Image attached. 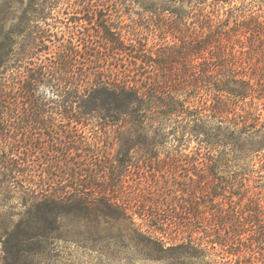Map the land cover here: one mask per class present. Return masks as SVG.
Masks as SVG:
<instances>
[{
    "label": "trees",
    "instance_id": "16d2710c",
    "mask_svg": "<svg viewBox=\"0 0 264 264\" xmlns=\"http://www.w3.org/2000/svg\"><path fill=\"white\" fill-rule=\"evenodd\" d=\"M233 2L203 0L190 3L187 11L170 10L167 25L173 42L156 51L137 43L131 47L125 45L114 31L99 23L103 39L112 44L107 57L115 63L105 67L98 62L94 82L87 90L86 99L90 102L84 104L86 109L79 117L70 119L78 123L83 114L94 113L106 127L116 129L127 123L128 131L136 132L144 142L149 140L145 143L146 157L158 159V163L162 159L155 153L156 147L177 131L180 138L196 137L207 145L229 148L235 156L245 149L264 148L263 114L258 112L260 107L255 101L264 98V11L255 13L248 5L238 6ZM23 3L24 0H0L3 70L9 69L17 37H25L27 45H36L41 40L33 34L34 26L29 21L39 22L49 17L43 8L27 3L19 9L22 24L15 31L6 28L7 21L12 19L13 5ZM28 12L36 15L30 19ZM201 52L204 60L195 61V55ZM29 54H33L30 48L25 52ZM74 54L82 57L81 53L74 51ZM101 58L103 51L97 50L94 59ZM176 63L182 66L176 67ZM60 67L66 69L67 64L60 63ZM22 88L29 93L32 90L30 85ZM7 92L0 88V98L7 97ZM248 98H251L249 102ZM244 103L247 107L240 109ZM254 128L261 140L248 144L242 141L241 137ZM0 129L3 138L6 129ZM95 141L87 142L88 149L83 146V139L77 141L78 145L66 148L67 153L57 149L59 157L52 162L60 174L56 177L48 171L41 185L31 182L24 197V209L6 212L14 220L7 226L3 224L0 264H75L67 257L70 254L65 250L67 242L111 256L120 247L131 246L148 259L168 258L172 264H215L217 260L212 255L218 254L193 239L192 231L187 239L167 235H171L167 230L176 225L173 220L177 211L161 201L164 191L160 187L153 186L154 192H147L148 195L139 191L134 195L119 194L111 190L117 184L123 186L121 179L113 177V171L101 172L99 163L93 164L98 173L93 167L86 169L84 161L90 157L101 161V145ZM124 145L119 153L126 160L129 145ZM67 157L77 160L72 162L74 167L62 169L59 165ZM13 160L17 165H13L6 179L22 171L20 163ZM98 179L102 183L96 182ZM227 223L219 220L205 224L206 229L218 233L216 239L210 240L211 248H215L216 242L223 246L240 242L235 231L241 220ZM223 224L227 225L225 234L220 231ZM255 230L264 239V226L259 225Z\"/></svg>",
    "mask_w": 264,
    "mask_h": 264
},
{
    "label": "rangeland",
    "instance_id": "374dc122",
    "mask_svg": "<svg viewBox=\"0 0 264 264\" xmlns=\"http://www.w3.org/2000/svg\"><path fill=\"white\" fill-rule=\"evenodd\" d=\"M202 1L24 0L22 5H13L12 19L5 26L14 31L22 24L18 18L19 9L27 3L31 7L43 8L49 17L39 22L29 21L30 26H34L33 34L40 36L41 40L36 45H27L25 37H17L9 69L0 67V88L8 91L7 97L0 98V112L3 113L0 127L6 129L4 133L8 137L7 140L5 136L0 137V236L3 224L7 226L14 220L6 212L24 209V197L28 195L30 183L41 185L48 171L54 172L56 177L60 174L52 162L59 157L55 151L60 149L67 153L66 148L78 145L80 139L85 141L83 146L88 149L87 142L96 140L101 145V161L90 157L89 161H84L86 169L93 167L98 173L93 164L99 163L101 172L103 169L110 174L113 171V177L121 179L123 186L117 184L111 190L119 194L134 195L139 191L148 195L154 192L153 186L160 187L164 191L161 201L177 211L173 220L176 225L167 230L171 234L168 236L187 239V234L192 231L193 239L218 254L212 255L217 260L215 264L262 263L264 239L255 228L264 226V148L245 149L235 156L229 148L207 145L196 137L180 138V135L176 136L177 131L171 132L165 138L166 142L156 147L155 153L162 159L158 163V159L146 157L145 143L149 140L144 142L136 132L128 131L129 124L120 123L116 129L106 127V123L94 113L83 114L78 123L70 119L79 117L86 109L84 104L90 102L86 99L87 90L94 82L98 62L105 67L115 63L107 57L112 44L103 39L99 23L114 31L125 45L131 47L137 43L156 51L173 42L167 25L170 10L180 8L182 12L187 11L190 3ZM233 3L238 6L246 4L255 13L264 11V0H234ZM35 15L34 12L27 13L30 19ZM29 48L33 54L25 55ZM97 50L103 51L100 60L94 59ZM74 51L81 53L82 57L75 55ZM202 54L195 55V61L202 62ZM205 55L210 56L206 52ZM60 63H66L67 68L62 69ZM175 66L182 64L176 63ZM40 84L51 85L57 92V99L45 101L36 96ZM27 85L32 87L30 93L22 88ZM255 101L264 121V98ZM241 107L246 108L247 103ZM256 128L241 140L247 144L261 140L262 137L254 132ZM68 136L71 138H66ZM122 144L129 145L126 160L119 153ZM150 149L152 151L153 146ZM14 152L17 156L12 155ZM13 159L20 163L22 171L8 175L6 179L13 165H17ZM76 160L64 158L59 166L62 169L74 167L72 162ZM50 163L53 167L47 166ZM13 175L17 177L12 178ZM96 182L102 183V180ZM219 220L228 223L241 220L235 231L240 237L239 243L223 246L216 242L215 248H211L210 240L216 239L218 233L215 229H206L205 224ZM226 228L227 225L223 224L222 234L226 233ZM64 245L70 253L67 257L75 264H172L168 258H145L131 246L120 247L111 256L113 254L98 253L80 244L67 242ZM210 259L206 258L207 261Z\"/></svg>",
    "mask_w": 264,
    "mask_h": 264
},
{
    "label": "clouds",
    "instance_id": "9594fccd",
    "mask_svg": "<svg viewBox=\"0 0 264 264\" xmlns=\"http://www.w3.org/2000/svg\"><path fill=\"white\" fill-rule=\"evenodd\" d=\"M35 95L45 101L57 99L56 90L51 85L48 84H40L36 88Z\"/></svg>",
    "mask_w": 264,
    "mask_h": 264
}]
</instances>
